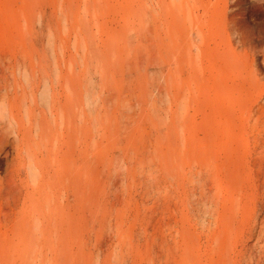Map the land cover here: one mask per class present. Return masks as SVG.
Listing matches in <instances>:
<instances>
[{
	"label": "rangeland",
	"instance_id": "rangeland-1",
	"mask_svg": "<svg viewBox=\"0 0 264 264\" xmlns=\"http://www.w3.org/2000/svg\"><path fill=\"white\" fill-rule=\"evenodd\" d=\"M195 1L0 0V264H264V76Z\"/></svg>",
	"mask_w": 264,
	"mask_h": 264
},
{
	"label": "bare ground",
	"instance_id": "bare-ground-1",
	"mask_svg": "<svg viewBox=\"0 0 264 264\" xmlns=\"http://www.w3.org/2000/svg\"><path fill=\"white\" fill-rule=\"evenodd\" d=\"M204 1H195L196 8L192 11V16L195 20L198 15H195V13L200 12L199 9H202L201 4H205L202 6L204 9L200 18L205 19V21L203 19V25L204 22L208 21V15L209 21H212L208 32L209 42L206 51L217 53L220 57H223L222 61L226 66L237 71L235 77L230 81L221 78H216V81L221 82L227 88L236 87L240 89L243 92L241 98L245 97L246 101L250 102L253 97L252 90L261 83L262 76H264V23L256 22L255 27L252 25L255 21L253 19L254 3L252 1L227 0L223 6L218 3V0H208L206 3ZM262 1L260 7L264 9V0ZM256 5L259 6V4ZM183 14L185 16L186 10ZM220 16H222V23L218 24ZM254 18L256 19V17ZM206 27L207 25L204 30H206ZM240 68H246L248 72ZM214 102L221 104L219 98ZM258 105H261V101ZM259 107L261 108V106ZM215 108H218L217 104Z\"/></svg>",
	"mask_w": 264,
	"mask_h": 264
}]
</instances>
